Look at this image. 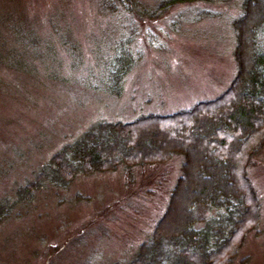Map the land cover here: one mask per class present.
Here are the masks:
<instances>
[{
	"label": "rangeland",
	"instance_id": "374dc122",
	"mask_svg": "<svg viewBox=\"0 0 264 264\" xmlns=\"http://www.w3.org/2000/svg\"><path fill=\"white\" fill-rule=\"evenodd\" d=\"M139 1L160 16L110 18L92 0H0V207L10 214L0 221V264H126L149 240L181 155L78 176L66 188L37 180L39 187L25 190L49 172L51 155L96 122L189 110L228 88L242 0L164 11L157 4L167 0ZM125 55L131 61L113 86L110 74L120 75ZM247 174L260 222L233 264L243 257L262 264L264 146Z\"/></svg>",
	"mask_w": 264,
	"mask_h": 264
},
{
	"label": "trees",
	"instance_id": "16d2710c",
	"mask_svg": "<svg viewBox=\"0 0 264 264\" xmlns=\"http://www.w3.org/2000/svg\"><path fill=\"white\" fill-rule=\"evenodd\" d=\"M198 1L210 0H167L156 9ZM92 2L110 18H121V13L160 16L150 14V5L139 0ZM233 28L237 71L221 95L168 115L98 121L51 155L49 172L39 173L25 190L46 181L66 188L78 176L155 166L181 155V173L163 213L149 240L126 264H233L245 237L260 222L261 204L247 167L264 146V0H242ZM130 61L125 55L120 75L110 74L113 86ZM113 86L108 89L113 91ZM4 207L0 221L10 216L8 205ZM214 212L216 216L210 217ZM262 253L264 264V249ZM237 264H248V258Z\"/></svg>",
	"mask_w": 264,
	"mask_h": 264
}]
</instances>
